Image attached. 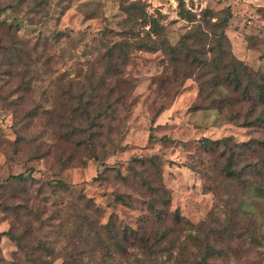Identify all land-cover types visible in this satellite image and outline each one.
<instances>
[{
    "label": "rangeland",
    "instance_id": "1",
    "mask_svg": "<svg viewBox=\"0 0 264 264\" xmlns=\"http://www.w3.org/2000/svg\"><path fill=\"white\" fill-rule=\"evenodd\" d=\"M133 1L161 18L172 44L191 25L179 15L178 0H0V264H63L68 245L64 233L75 229L81 217L131 227L142 217L150 218L147 196L139 187L146 168L132 162L134 157L157 161L171 192L170 211L177 209L197 224L216 206L222 222L231 218L225 204L229 191L199 140L232 135L235 142L246 141L254 132L231 122L217 123L214 110L195 108L199 85L193 78L160 86L156 78L166 64L162 50L133 49L122 66L130 87L126 112L120 111L125 118L106 122L105 129H112L104 131V146L97 150L101 160L119 162L117 166L98 168L86 149L56 134L66 130L53 121L54 114L62 113L58 77L66 73V82H85L92 68L102 72L98 57L105 43L126 32L123 8ZM185 3L196 13L210 8L216 14L230 5L239 14L226 29L233 52L264 71V0ZM153 119L156 138L151 140ZM22 172L25 180L13 181L12 175ZM205 177H211L218 198L204 187ZM247 195L242 198L254 213L256 227H251L258 245L249 249L246 241L239 255L225 256L226 264H264V198L260 202L255 196L247 203ZM12 229L24 250L3 234ZM42 244L54 249L50 256Z\"/></svg>",
    "mask_w": 264,
    "mask_h": 264
},
{
    "label": "trees",
    "instance_id": "2",
    "mask_svg": "<svg viewBox=\"0 0 264 264\" xmlns=\"http://www.w3.org/2000/svg\"><path fill=\"white\" fill-rule=\"evenodd\" d=\"M178 7L181 18L191 25L172 44L158 15L150 14L140 2L125 5L122 28L126 32L120 39L105 43V51L97 61L102 72L92 68L85 82L70 79L66 82V73L58 77L57 98L62 113L54 114L53 121L59 130H66H56V134L75 147L86 149L97 160L98 168L117 166L119 162L110 164L101 160L97 150L104 146V131L112 129L109 125L105 129L106 122L125 118H120V111L126 112L130 87L123 78L122 66L133 49L162 50L166 64L156 78L160 86L180 85L183 79L193 78L199 85L195 108L214 110L217 123L231 122L254 132L246 141L235 142L232 135L199 140L201 150L213 160L218 176L225 182L223 187L229 191L225 204L231 218L222 222L216 206L197 224L177 209L170 211L171 192L162 181L157 161L152 157L147 161L134 157L132 162L139 161L146 168L147 175L139 187L147 196L150 218L142 217L136 227H131L81 217L75 229L64 233L68 245L63 264H226L225 256L239 255L237 251L246 241L249 249L258 245L256 229L251 227H256L252 220L254 213L245 207L242 196L248 192L247 203L255 196L257 201L264 198V71L254 69L233 52L226 29L239 14L230 5L220 14L210 8L196 13L187 7L185 0H178ZM154 123L153 119L149 127L151 140L156 138ZM118 150L119 146L115 148ZM118 174L121 175L120 171ZM25 177L22 172L11 178L18 182ZM204 179L206 190L218 198L220 192L211 177ZM117 199L128 206L131 203L121 195ZM3 234L24 250L13 229ZM53 250L42 244V251L49 256Z\"/></svg>",
    "mask_w": 264,
    "mask_h": 264
}]
</instances>
